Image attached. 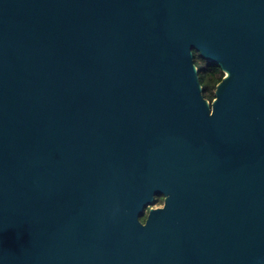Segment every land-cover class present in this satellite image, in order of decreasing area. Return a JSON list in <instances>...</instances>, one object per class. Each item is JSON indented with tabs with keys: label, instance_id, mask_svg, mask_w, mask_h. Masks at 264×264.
<instances>
[{
	"label": "water",
	"instance_id": "obj_1",
	"mask_svg": "<svg viewBox=\"0 0 264 264\" xmlns=\"http://www.w3.org/2000/svg\"><path fill=\"white\" fill-rule=\"evenodd\" d=\"M0 264H264V0H0Z\"/></svg>",
	"mask_w": 264,
	"mask_h": 264
},
{
	"label": "trees",
	"instance_id": "obj_2",
	"mask_svg": "<svg viewBox=\"0 0 264 264\" xmlns=\"http://www.w3.org/2000/svg\"><path fill=\"white\" fill-rule=\"evenodd\" d=\"M194 61L198 68L199 79L203 87L204 96L209 100H212L214 98L216 85L224 76V72L219 65L204 59L196 50ZM142 219L144 220V217H142Z\"/></svg>",
	"mask_w": 264,
	"mask_h": 264
},
{
	"label": "rangeland",
	"instance_id": "obj_3",
	"mask_svg": "<svg viewBox=\"0 0 264 264\" xmlns=\"http://www.w3.org/2000/svg\"><path fill=\"white\" fill-rule=\"evenodd\" d=\"M162 205L163 203H161L160 200L159 201L155 200V203L153 204V206H162Z\"/></svg>",
	"mask_w": 264,
	"mask_h": 264
},
{
	"label": "flooded vegetation",
	"instance_id": "obj_4",
	"mask_svg": "<svg viewBox=\"0 0 264 264\" xmlns=\"http://www.w3.org/2000/svg\"><path fill=\"white\" fill-rule=\"evenodd\" d=\"M156 200L157 201H161V203H164V197L163 196H161V197H159V196H156Z\"/></svg>",
	"mask_w": 264,
	"mask_h": 264
}]
</instances>
